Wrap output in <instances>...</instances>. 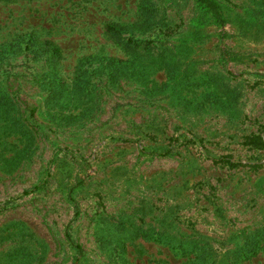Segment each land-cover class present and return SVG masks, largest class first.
<instances>
[{"label":"rangeland","instance_id":"374dc122","mask_svg":"<svg viewBox=\"0 0 264 264\" xmlns=\"http://www.w3.org/2000/svg\"><path fill=\"white\" fill-rule=\"evenodd\" d=\"M215 1L0 0V264H264V0Z\"/></svg>","mask_w":264,"mask_h":264},{"label":"trees","instance_id":"16d2710c","mask_svg":"<svg viewBox=\"0 0 264 264\" xmlns=\"http://www.w3.org/2000/svg\"><path fill=\"white\" fill-rule=\"evenodd\" d=\"M195 2L203 9L207 11L213 18L216 24L221 25L223 23L222 14L220 12V8L215 0H195ZM53 52H56L55 49H52ZM131 141V140H125ZM251 144L255 145L258 149H264V126L261 127V130L258 135L252 136L250 140ZM158 156L167 155V152H163L162 154H157ZM221 163H224L228 166L233 167L234 163L230 162L227 157H223L220 159Z\"/></svg>","mask_w":264,"mask_h":264}]
</instances>
